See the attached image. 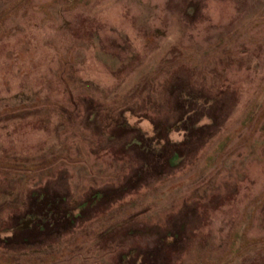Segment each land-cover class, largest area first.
Wrapping results in <instances>:
<instances>
[{"label":"rangeland","instance_id":"374dc122","mask_svg":"<svg viewBox=\"0 0 264 264\" xmlns=\"http://www.w3.org/2000/svg\"><path fill=\"white\" fill-rule=\"evenodd\" d=\"M0 264H264V0H0Z\"/></svg>","mask_w":264,"mask_h":264},{"label":"trees","instance_id":"16d2710c","mask_svg":"<svg viewBox=\"0 0 264 264\" xmlns=\"http://www.w3.org/2000/svg\"><path fill=\"white\" fill-rule=\"evenodd\" d=\"M24 169L29 170V168L26 167V166L24 167ZM32 220H33L32 218H29L28 219V217H27V218H23L20 223H21V225H22L23 228H25V227L28 228L30 226V221H32Z\"/></svg>","mask_w":264,"mask_h":264}]
</instances>
